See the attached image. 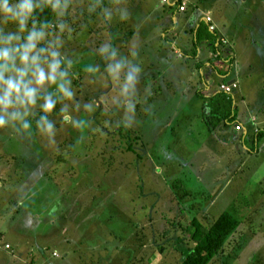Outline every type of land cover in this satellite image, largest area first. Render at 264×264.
<instances>
[{
    "label": "rangeland",
    "instance_id": "obj_1",
    "mask_svg": "<svg viewBox=\"0 0 264 264\" xmlns=\"http://www.w3.org/2000/svg\"><path fill=\"white\" fill-rule=\"evenodd\" d=\"M57 1L56 28L40 32L0 13V74L21 84L0 103L5 226L17 198L6 239L31 247L34 264H178L194 244L191 221L205 229L226 211L237 226L208 264H264V140L246 155L248 133L241 140L233 128L249 126L247 111L264 115V0H197L234 38L223 80L236 78L244 93L232 119L214 122L202 116L213 115L212 101L227 112L228 100L193 92L201 65L186 69L173 52L172 39L188 33L159 38L153 29L148 10L159 0H117V16L127 6L133 16L116 32L98 10L104 1ZM5 91L0 84V101Z\"/></svg>",
    "mask_w": 264,
    "mask_h": 264
},
{
    "label": "crops",
    "instance_id": "obj_2",
    "mask_svg": "<svg viewBox=\"0 0 264 264\" xmlns=\"http://www.w3.org/2000/svg\"><path fill=\"white\" fill-rule=\"evenodd\" d=\"M104 1L101 4V7L98 8V10H105V14H102L103 19H105V22L108 24V20L110 22V25L108 26L109 29L114 30L115 32L117 30H122L120 27L124 22H128V19L133 16V13L131 10H129V6H127V9H123L122 14L120 13L119 16H117V7L115 6L116 3H118L117 0H101ZM142 1V0H140ZM179 2L185 3V9L182 11H179L177 9V4ZM177 4H174L173 2L165 3L159 5L161 6V9L158 10L156 6L149 7V12L153 13L154 15V25L153 29L158 31L159 38H165L167 36V33L179 35L180 32H183V34L188 33L189 36L187 38H183V36H178L176 39H172V46H173V52H177L178 57L184 59L180 62L182 64H185V68L188 69L191 65L194 67H197L201 65V67H198L199 71V81L195 83V85H191V88L195 87L196 90H193L195 93H204L206 96L205 98L213 100V95L220 93L217 89V85L220 82H227L223 79L226 77V75L229 74L231 71L232 66V43L234 38L229 35L228 32H226L225 25L218 26L214 19L210 16V9L205 8L204 11L198 10L197 0H176ZM97 10V11H98ZM115 15L116 19H110L112 16ZM204 15H208L210 17V22L214 25V29L212 31L208 30L206 27V23L204 21ZM139 19V18H138ZM164 20V22H161ZM106 28V27H105ZM103 28L102 30H104ZM135 28H127L123 31H127L125 35H122V37H119L122 33L116 34V37L122 38L123 43L127 42V39H130V37L133 35ZM223 37L226 40V44L222 45L218 44L216 45V41L218 37ZM142 45H145V41L142 40ZM126 45V44H125ZM202 45H205V47H202ZM217 46L219 49H221L220 54L213 58L210 56L211 51L214 49L215 46ZM181 47L185 48L184 51H181ZM189 47L191 48V51L188 50ZM227 53H230L231 60L229 58H225ZM142 59V58H141ZM145 61V64L147 63V68L152 69L155 73H157L158 67L154 65L152 62L146 61V57L143 58ZM168 62V61H166ZM191 64V65H190ZM204 65V66H202ZM203 73V74H202ZM205 74V75H204ZM153 75V76H154ZM210 77H214V80H210ZM235 80L237 82V87L230 93L228 96L224 95L226 97V100L230 102L228 104V111L231 112L229 116L234 115V110L236 106L235 99L242 100L243 98V91L238 89V80L236 78H231L229 81ZM170 81H166V83L169 84ZM156 83V82H155ZM203 87V90H199V88ZM206 90V91H205ZM210 97V98H209ZM212 108L211 113L214 115H222L225 110H227L226 106L223 107L222 110L219 108L217 103H214L212 101ZM257 111H247V120L249 126L246 128L243 125H241L239 122H236L240 124V129L235 130V134H238V137H240L241 134V140L242 136L246 135L248 133L249 141L251 146L245 147V153L246 155H256L258 153V144L261 140H264V134L257 139L254 137L253 132L255 127H262L264 126V115H260L261 108L257 107ZM259 115V117H258ZM221 117V116H220ZM224 121H227L225 119ZM240 131V133H238ZM243 134V135H242ZM0 186L2 187L1 183ZM22 191V190H21ZM16 199H14L13 205H11V211L7 213L5 219L6 226L3 224L2 219L0 220L1 228L6 229L4 230L0 229V245L3 243H7L9 245L10 250H5L2 247H0V264H34L36 259L35 252H33L32 248H27L26 245H23L21 243V240L19 241H10L6 239V236L9 235L8 232V225L13 222L14 218V208L17 207ZM12 227V225H11ZM13 228H17V225H13ZM53 250L51 251V256L56 257L52 255ZM57 255V253H56ZM99 262H96L94 264H97Z\"/></svg>",
    "mask_w": 264,
    "mask_h": 264
},
{
    "label": "trees",
    "instance_id": "obj_3",
    "mask_svg": "<svg viewBox=\"0 0 264 264\" xmlns=\"http://www.w3.org/2000/svg\"><path fill=\"white\" fill-rule=\"evenodd\" d=\"M63 1L64 0H60L59 2L61 3ZM91 1L93 0H90V2ZM56 3H58L57 0H35L34 2H32V11L30 14H28L25 25L30 29L35 28L39 32L44 29L56 28L55 27L57 25V21H56L57 13L55 9ZM18 37L19 40L24 41L22 37L20 38V35H18ZM22 47L23 45L20 44L16 46L17 53L22 52L21 51ZM215 47L218 49L219 53L214 57L211 56L210 53V56L213 58L217 57L221 52V49H219L217 46ZM214 49L212 51H214ZM230 56L231 54L227 53L225 58H229L228 61H230L231 60ZM220 93L226 96L229 95L223 92ZM229 103L230 102H228V104ZM205 110L206 109L203 108V111ZM230 113L231 112L229 111L223 112L222 115H219V119L222 118L223 121L225 119H232L233 116L232 117L229 116ZM202 117L206 118L207 120H210L211 118L213 122L218 119V115H214V114L211 116H207V117L202 116ZM263 134H264V126L255 127V130L253 132L254 137L259 139ZM131 143L132 142L130 141V145L128 144L127 149H130ZM191 223H192V229H191L190 237L194 241V244L187 250L186 253L182 255L178 264H208L212 260V258L220 251L224 241L237 226L236 218L226 211H222L218 215H216L205 229L201 228L197 221L192 220Z\"/></svg>",
    "mask_w": 264,
    "mask_h": 264
},
{
    "label": "clouds",
    "instance_id": "obj_4",
    "mask_svg": "<svg viewBox=\"0 0 264 264\" xmlns=\"http://www.w3.org/2000/svg\"><path fill=\"white\" fill-rule=\"evenodd\" d=\"M32 11V4H31V0H21V2L15 6H10L9 4V0H0V13H3L6 17H9L12 20H17L19 21L20 27L21 29H23L25 20L27 19L28 14H30ZM36 37L33 35L29 36V40H33ZM33 45L29 44L28 49L24 52L23 55H21L20 59L22 62H27L28 60V55L27 52L31 50V47ZM0 58H4L7 59L8 58V52L7 51H3L0 52ZM33 60H35V58H33ZM55 67L56 65H53L51 70L52 72L55 71ZM25 73H20V79L23 78ZM49 80L52 79L51 75L48 77ZM45 80V76L42 70H37L36 73V82L37 84H42ZM0 84H4L6 85V91H5V98L3 101H0V103H4L5 106H7L8 104V97L10 95H12L13 93H19L21 91V84H20V80H17L15 82H13V80L11 78H9L8 80H4L3 75L0 74ZM24 95L25 97H27L28 101L31 103L33 102V98H34V93L30 90L25 89L24 91ZM45 111H51L52 105L51 103L46 102L45 103ZM4 124L3 120H0V127H2Z\"/></svg>",
    "mask_w": 264,
    "mask_h": 264
},
{
    "label": "built area",
    "instance_id": "obj_5",
    "mask_svg": "<svg viewBox=\"0 0 264 264\" xmlns=\"http://www.w3.org/2000/svg\"><path fill=\"white\" fill-rule=\"evenodd\" d=\"M159 2H160L161 4L170 3V2H173L174 4H177V3H176V0H159ZM177 9H178L179 11L184 10V9H185V3H184V2H179V3L177 4ZM204 21H205V23H206V27H207V29L210 30V31H212V30L214 29V25L210 22V17H209L208 15H204ZM216 42H217L216 45H217L218 43H221L222 45H224V44L227 43L226 40H225L223 37H218V39H217ZM218 53H219V52H218V49L215 47L214 51L211 52V56L214 57V56H216ZM236 87H237V82H236L235 80H231V81H228V82H220V83H218V85H217V89H218V91L223 92V93H225V94H227V95L230 94V93H232V91H233ZM240 127H241V126H240V124H238V123H235V124L233 125L234 130H239ZM254 130H255V128H254ZM0 247H2V248L5 249V250H10V249H9L10 247H9V245H8L7 243H3V244H1ZM52 255L57 256L55 252H52Z\"/></svg>",
    "mask_w": 264,
    "mask_h": 264
}]
</instances>
